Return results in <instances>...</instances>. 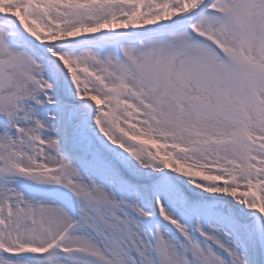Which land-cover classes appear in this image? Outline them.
Here are the masks:
<instances>
[{
    "label": "snow or ice",
    "instance_id": "obj_1",
    "mask_svg": "<svg viewBox=\"0 0 264 264\" xmlns=\"http://www.w3.org/2000/svg\"><path fill=\"white\" fill-rule=\"evenodd\" d=\"M0 264H264V0H0Z\"/></svg>",
    "mask_w": 264,
    "mask_h": 264
}]
</instances>
